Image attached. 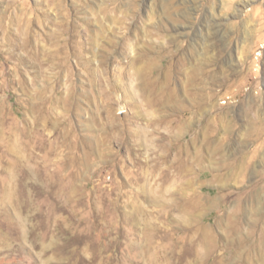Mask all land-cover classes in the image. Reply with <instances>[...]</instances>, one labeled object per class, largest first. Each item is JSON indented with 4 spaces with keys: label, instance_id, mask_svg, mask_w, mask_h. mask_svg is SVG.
<instances>
[{
    "label": "rangeland",
    "instance_id": "obj_1",
    "mask_svg": "<svg viewBox=\"0 0 264 264\" xmlns=\"http://www.w3.org/2000/svg\"><path fill=\"white\" fill-rule=\"evenodd\" d=\"M39 43L66 57L41 67ZM165 94L175 108L147 104ZM177 114L188 129L172 141ZM192 141L204 166L192 224L229 255L222 218L238 211L242 235L264 219V0H0V264H198L176 179L160 189L149 170L178 142L195 155Z\"/></svg>",
    "mask_w": 264,
    "mask_h": 264
},
{
    "label": "bare ground",
    "instance_id": "obj_2",
    "mask_svg": "<svg viewBox=\"0 0 264 264\" xmlns=\"http://www.w3.org/2000/svg\"><path fill=\"white\" fill-rule=\"evenodd\" d=\"M33 31V30H32ZM26 33V32H25ZM70 34L69 32H64V35H66V37L63 39L64 42L70 41V37L67 38V35ZM25 39L23 44L20 43L21 48H24L25 50L27 49V45H28V40L31 39V43L32 40L34 39V42L36 41V35L34 36V32H27L26 34H24ZM23 37V36H22ZM39 37V36H38ZM22 39V38H21ZM22 42V41H20ZM38 46H36L34 49H32L30 51L31 54V58L33 59L34 63H37L38 65H40L41 67H43L44 65H48V62L52 61V59L54 58H61V57H66L67 54V50L65 49L66 45L65 44H58L55 49L51 52L48 51L49 49L44 48L43 46H40V43L37 44ZM145 55V54H144ZM133 60V59H132ZM138 60V59H137ZM136 62V61H135ZM146 63V62H145ZM144 63V64H145ZM157 63V62H155ZM36 64V65H37ZM34 65V64H33ZM155 65V64H154ZM191 65V64H190ZM53 67V65H51ZM142 66V65H141ZM38 67V66H37ZM145 67V66H144ZM136 68V67H135ZM140 68V67H139ZM166 68V66L164 67ZM115 69V68H114ZM151 67L147 66L145 69V71L150 70ZM40 70V69H39ZM45 70V69H44ZM136 70V69H135ZM140 71V70H139ZM134 72V71H133ZM142 72V71H141ZM140 72V73H141ZM148 72V71H147ZM137 73V72H136ZM145 74V72H144ZM143 74V75H144ZM137 75V74H136ZM140 76V75H138ZM145 78V76H144ZM134 79V78H133ZM141 79V78H139ZM157 79V78H156ZM60 80V79H59ZM142 80V79H141ZM145 80V79H144ZM138 81V80H137ZM140 84V83H139ZM133 86V85H132ZM136 86V85H134ZM140 86L138 85V88ZM142 87V85H141ZM129 88V87H128ZM165 88V87H164ZM202 89V87H201ZM140 90L142 91V89L140 88ZM138 89V91H140ZM185 90V89H184ZM150 91V89H149ZM146 92V91H145ZM67 93V92H66ZM149 93V92H148ZM159 93V92H158ZM157 94V93H156ZM192 99L194 100L196 98V94L192 93ZM208 95V94H207ZM147 96V95H146ZM148 97V96H147ZM154 97V96H153ZM217 97V96H216ZM149 98V97H148ZM146 99V98H145ZM209 99V98H208ZM136 101V100H135ZM131 102V101H130ZM175 102V97L171 94H165V95H156L155 96V101H148V105L150 106H154V105H160L161 107H172L175 108L176 106H174L172 103ZM144 104V103H143ZM197 105V103H195ZM194 105V106H196ZM222 108V107H220ZM145 109V108H144ZM181 109V108H180ZM139 110V109H138ZM149 110V109H148ZM147 110V111H148ZM157 110V109H156ZM176 110V109H175ZM194 110V109H193ZM211 110V109H210ZM216 110V109H215ZM146 111V110H145ZM155 111V110H154ZM178 111V110H177ZM213 111V110H212ZM153 112V111H152ZM179 112V111H178ZM191 112V111H190ZM195 113L197 111H194ZM199 112V111H198ZM209 112V111H208ZM211 112V111H210ZM141 113V112H140ZM194 113V114H195ZM149 114V113H148ZM189 114V113H188ZM193 114V115H194ZM206 114V113H205ZM214 114V113H213ZM216 114V113H215ZM142 115V114H141ZM140 115V116H141ZM168 115V114H167ZM174 115V114H173ZM184 115V114H183ZM145 116V115H144ZM189 116V115H188ZM212 116V115H211ZM214 116V115H213ZM181 117V116H180ZM179 114L175 115L174 119H171L169 121V126H168V130H167V136H169L171 138L172 141L176 140L179 141V138L181 137V133L182 131L188 126V120H183L180 119ZM216 117V116H215ZM149 118V117H148ZM158 118V120L163 121L164 116L162 117H156ZM156 118H149L148 119V125L147 126H151V124H153L155 121H157ZM166 118V117H165ZM215 119V118H214ZM216 120V119H215ZM176 121V122H174ZM191 121V120H190ZM47 122V121H46ZM223 123V122H222ZM202 125V123H201ZM204 125V124H203ZM146 126V127H147ZM206 126V125H205ZM165 127V125H164ZM166 128V127H165ZM205 128V127H204ZM158 129V128H157ZM188 129V128H186ZM25 131V130H24ZM210 131V130H209ZM205 132V131H204ZM208 132V130H207ZM165 133V134H166ZM185 133V131H184ZM193 133V131H192ZM203 133V132H201ZM200 133V134H201ZM25 134V133H24ZM135 138L137 140H142L143 138H141L142 136L147 139V137H151V134H148L145 132V134L143 135V133L137 132L135 133ZM214 136V135H213ZM23 137V136H22ZM28 137V136H27ZM166 137V136H165ZM168 137V138H169ZM203 137V136H202ZM207 137V136H206ZM209 137V136H208ZM207 137V139H208ZM193 138V137H192ZM26 139V138H25ZM153 139V138H152ZM164 137L161 138V140H163ZM197 139V138H196ZM144 140V139H143ZM195 140V139H194ZM207 141V140H206ZM153 142V141H152ZM209 142V140L207 141V143ZM143 143V142H142ZM174 143V142H173ZM186 143V142H185ZM201 143V142H200ZM204 144V145H207ZM210 143V142H209ZM212 143V142H211ZM189 144V143H188ZM172 144L169 145V147ZM192 147H194L196 150H194V154L193 156H191L190 154H192L188 148H186V144H179L174 146L173 149H167V151L165 152V154L162 156V152L160 153L161 156H156L155 159H152V164L149 163V170H150V175H151V180L153 181V185L159 187L160 189H162V186L159 185L158 181L161 182L164 187V185L168 182V179L170 178H175L176 179V184H177V203L180 205L179 209L180 212H183L186 216V221H185V230L191 231L193 230L194 233L198 234V237L196 239H194L195 243H196V250H197V263L198 264H231L232 262L236 261L235 263L237 264H264V255H262V252L260 250V245L263 244L262 242L264 241V219L260 220L261 222H263L262 224H260V221H257L252 223L253 225H248L251 226L250 229H247L246 233L243 232L244 234L242 235L241 233L238 234L237 230H239L240 228V224L239 222H237V214L238 211L236 213V211L231 212L232 215V219H229V214H226L224 219L222 218L223 222L221 223V225H223L226 229L225 233L227 235V239L230 241V248L233 249L232 253L227 255L226 252H221L219 253L218 250H222V249H218V246H216V241L215 238L212 235V232L210 231L209 228H206V226H201V224H192L194 223V221L196 222V219L201 217L202 213L201 212V204L199 203L200 201V190L201 188L204 186L202 180L200 181L199 176L201 171H203L204 166L202 165V158L199 155V153L197 152L198 146H197V142L192 141ZM203 145V144H202ZM151 146V145H150ZM201 146V145H200ZM199 146V148H200ZM28 147V146H27ZM149 147V146H148ZM168 147V148H169ZM222 147V146H221ZM30 148V147H29ZM151 148V147H150ZM154 148V146H153ZM215 148V147H214ZM152 149V148H151ZM209 150V149H208ZM160 151V150H159ZM190 152V154H189ZM205 151V155L207 154ZM213 152V151H212ZM157 153V152H156ZM201 153V151H200ZM23 154V153H22ZM18 155V154H17ZM32 155V154H31ZM213 155V153L211 154ZM215 156V155H214ZM26 157V156H24ZM213 157V156H212ZM204 158V157H203ZM22 159V158H21ZM45 159V158H44ZM206 159V158H205ZM24 160V159H23ZM27 159H25L24 161L26 162ZM151 160V159H150ZM204 160V159H203ZM23 162V163H25ZM210 162V161H209ZM22 162H20L21 164ZM27 164V163H26ZM23 165V164H22ZM164 165V167H162ZM24 166V165H23ZM22 166V167H23ZM34 166V165H32ZM214 167V166H213ZM212 167V168H213ZM220 167V166H219ZM218 167V168H219ZM242 167V166H241ZM240 167V169H241ZM210 169V167H208ZM217 168V169H218ZM244 168V167H243ZM242 168V169H243ZM212 170V169H211ZM215 170V168H214ZM172 173V174H171ZM218 174V173H217ZM223 175V174H222ZM214 182H217L219 184H224L221 180V176L220 175H214L212 177ZM149 179V178H148ZM150 181V180H149ZM151 184V198L150 201L152 203L153 206H163L166 207L165 204L159 199V194L158 196L156 195L157 191L155 190L154 186ZM221 186V185H220ZM224 186V185H223ZM187 191H191L193 194L194 198H187ZM159 193V192H158ZM245 193V192H244ZM148 194V193H147ZM242 194V193H241ZM250 196V195H249ZM247 198V197H246ZM249 198V197H248ZM206 199V198H205ZM257 199L258 202L261 201V198L259 196V194L255 195V198ZM206 204L211 205L213 203L212 199H206L205 200ZM255 202V201H254ZM252 202V203H254ZM257 202V203H258ZM247 203V202H246ZM256 203V202H255ZM203 204V203H202ZM205 204V205H206ZM251 204V203H250ZM250 204L248 206V208L245 210V212L247 214H249L250 216H252L254 214L255 209L250 208ZM207 205V206H209ZM248 205V204H247ZM206 207V206H205ZM245 207V206H244ZM254 207V206H253ZM258 207V206H257ZM208 208V207H207ZM204 209V208H203ZM258 209V208H257ZM258 211V210H257ZM243 213V212H242ZM245 213V214H246ZM234 214H236V216H234ZM256 215V214H255ZM243 216V215H242ZM246 216V215H245ZM249 217V216H248ZM250 220V219H249ZM219 222V221H218ZM187 223H189L187 225ZM220 225V226H221ZM183 228V227H182ZM251 229H255L256 232H252ZM184 231V230H183ZM240 232V231H239ZM200 243V245H203V247L201 249L198 250L197 247V243ZM251 246L253 247L254 250H250L248 249V247ZM263 251V250H262ZM175 255V253H174ZM227 261V262H226ZM229 261V262H228ZM192 263V262H191ZM195 263V262H194Z\"/></svg>",
    "mask_w": 264,
    "mask_h": 264
}]
</instances>
